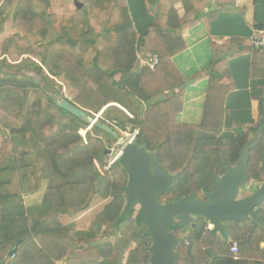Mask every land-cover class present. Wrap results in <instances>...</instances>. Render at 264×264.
I'll list each match as a JSON object with an SVG mask.
<instances>
[{
    "label": "trees",
    "instance_id": "16d2710c",
    "mask_svg": "<svg viewBox=\"0 0 264 264\" xmlns=\"http://www.w3.org/2000/svg\"><path fill=\"white\" fill-rule=\"evenodd\" d=\"M97 1L71 10L69 0H0V36L12 32L0 44V67L32 69L53 87L74 92L64 100L86 114L76 117L57 106L30 79L0 77V264H147L151 239L146 227L139 212L125 214L127 173L119 158L104 169L109 161L105 135L115 137L96 124L86 130L88 117L98 114L97 122L116 134L131 123L138 130L134 142L156 151L164 169L169 159L181 156L177 170L183 173L172 190L186 197L208 189L258 131L256 147L264 146V96L257 99L256 123L237 135L198 134L217 117L208 111L221 107L220 89L207 93L200 125L176 122L188 79L171 59L185 49L180 30L200 21L197 10L204 0H144L154 13L142 31L135 29L126 0ZM79 10L83 20L72 25L71 12ZM91 17L118 22L97 32ZM59 19L64 31L56 32ZM148 52L159 55L153 70L141 64ZM255 54L264 66V49L256 48ZM210 64L209 82L218 87L217 59ZM263 161L264 150L255 161L249 150L250 179L262 176ZM42 184L41 201L26 205L24 194ZM214 234L204 221L194 231L198 261L205 257L202 248L215 244L208 254L217 253L214 264H245L228 262ZM202 235L206 241L200 245L195 239ZM225 250L230 254L228 244Z\"/></svg>",
    "mask_w": 264,
    "mask_h": 264
},
{
    "label": "crops",
    "instance_id": "0c3cea01",
    "mask_svg": "<svg viewBox=\"0 0 264 264\" xmlns=\"http://www.w3.org/2000/svg\"><path fill=\"white\" fill-rule=\"evenodd\" d=\"M126 2L135 29L142 31L151 22L154 12L148 11L144 0ZM175 9L179 17L184 15L180 2L175 4ZM197 11L200 21L193 26L184 25L180 30L185 49L171 59L175 68L188 79L176 121L181 117L183 120L178 123L200 125L207 93L210 90L214 94L220 89L223 108L232 111L235 118L226 117L221 131L227 134L225 132L241 130L242 124L252 127L259 116L257 99L264 96V66L255 54L251 35L256 28L264 30V0H204ZM214 59H217L219 75H222L219 88L216 83L209 82L210 63ZM253 63H256L254 67ZM261 120L263 122V118ZM45 191L46 186L42 184L37 190L26 192L24 202L26 205L39 203ZM210 227L208 229H212ZM205 239L202 235L195 240L202 245ZM259 248L264 249V239L259 242ZM251 260L264 264L262 259L250 258L239 245L237 262L251 263Z\"/></svg>",
    "mask_w": 264,
    "mask_h": 264
},
{
    "label": "water",
    "instance_id": "95a60500",
    "mask_svg": "<svg viewBox=\"0 0 264 264\" xmlns=\"http://www.w3.org/2000/svg\"><path fill=\"white\" fill-rule=\"evenodd\" d=\"M152 2L150 0V3ZM74 5L77 9L83 7V3L78 0H74ZM55 102L57 106L76 117H86L81 108L68 100ZM97 116L98 114L96 118ZM96 118L88 117L89 123L102 127L117 138V134L113 133L111 128L105 124H99ZM259 140L260 133L242 146L239 158L234 165H226L225 172L216 176V190L205 192V197L210 202L202 203L193 197L191 202L181 199L167 204L159 203L157 195L165 193L182 171L168 174L163 170L157 152L150 154L135 142L118 141L119 160L127 173L125 214H129L139 204V217L152 240L147 264H175L177 260L173 250L176 239L172 232L167 231L166 224L184 225L187 222H193L195 218H200L207 227L212 226L211 230L221 239L226 240L228 239L226 221H239L248 217L253 223L260 222L257 207L264 202V162L261 164L262 180L251 179V184H246L250 179L249 149L255 147ZM245 192L250 193L245 195ZM175 217H179L178 222L175 221ZM228 242L231 243V241ZM14 251L15 248L10 254ZM203 264H209L208 260Z\"/></svg>",
    "mask_w": 264,
    "mask_h": 264
},
{
    "label": "rangeland",
    "instance_id": "374dc122",
    "mask_svg": "<svg viewBox=\"0 0 264 264\" xmlns=\"http://www.w3.org/2000/svg\"><path fill=\"white\" fill-rule=\"evenodd\" d=\"M78 1L83 3V7L85 5L95 6L98 2L97 0H78ZM69 6H70L71 10H74V8H76L74 5V0H69ZM56 12L60 15L63 13V10L60 7H57ZM78 20H83V15L81 14L80 10H79V12L78 11L71 12L70 21H71L72 25L75 24ZM116 22H118L116 19L111 20L110 22L106 23L105 18H103V17H91V24L94 26V28L97 32L100 31L103 27H109L112 24H115ZM63 24H64L63 21H61L60 19L57 20L54 24L55 31L61 32V30H63L62 29ZM83 28H84V30H87L88 25L84 24ZM11 33L12 32H8V33H5L4 35L0 36V44L2 43V40L4 39V37L11 35ZM3 76H16L17 78L30 79V80L34 81L39 86V88L43 90V92L46 95L51 96L55 101L64 100V97H67L68 99L71 100L72 97L74 96V92H70V91L66 90L64 87L61 88V86H59V85H56V86L54 85V87H53L48 82H45L42 79V77L37 75L36 72H34L32 69H27V68L22 67V66H20V67H18V66L17 67H15V66L0 67V77H3ZM221 100H222V107L209 109V111H208L209 114H211V113L217 114V117L213 120L214 122L210 123V127H207V126H205V127L200 126L199 127L202 129L200 133L197 132L200 136L210 137V136L217 135L218 137H221L223 135H225V136L227 135L226 137H228V136H233V135H237V134L241 133V132L238 133V131H240L239 128L236 131L225 132L227 134H224V132L221 131V128L223 127V124L227 119L226 117H228L229 119H235V118H233L234 115L232 114V111H228V110L223 108V97ZM182 120L183 119L181 117L177 118L178 122L182 121ZM132 128H133V125L131 123H128L127 128L125 130H121L119 132V134H117V138H115L116 140L111 139L110 137L105 135V138L109 141V147H108V150H106L109 161L105 165L106 167L110 164L111 161L113 162L119 158L118 155H119L120 149L117 147L118 141L129 140L133 135H136L138 130L137 129L132 130ZM250 128L251 127L244 125V124H242L240 126L241 130L250 129ZM208 129H210V130H208ZM206 130H208V131H206ZM209 131H211V132H209ZM84 132L85 131L83 129L80 130L81 134H83ZM261 145H264V144H261ZM260 147L255 146V147L249 149L251 151V159L253 161H255L256 158L261 155V151L264 150V146H260ZM106 159H107V157H106ZM167 162L168 163H166V166H165L167 171L175 172V170H177V168H179V166H181L182 159H181V156H177V159H174L173 161H172V159H169ZM250 166H251V164H250ZM179 171H181V170H179ZM202 175H203V173H201V176ZM256 178H258V180L261 181L263 176H257ZM195 192H199V190H196ZM134 211H135V213L138 211V206H136L134 208ZM201 222H203L202 219H201ZM216 239H217V241H219L218 237ZM238 243L240 245L243 244V247L246 250V252L250 258L264 260V250H261L258 246V243L254 242L253 239L250 241L238 239ZM245 264H258V261L251 260V263H245Z\"/></svg>",
    "mask_w": 264,
    "mask_h": 264
},
{
    "label": "flooded vegetation",
    "instance_id": "af4514ba",
    "mask_svg": "<svg viewBox=\"0 0 264 264\" xmlns=\"http://www.w3.org/2000/svg\"><path fill=\"white\" fill-rule=\"evenodd\" d=\"M258 133L260 132L258 131L257 133H255L252 138L257 136ZM132 142H134V140ZM146 151L150 154L154 153V152H150L147 149ZM236 161L232 163H225L223 171L215 175L214 181L211 183V185H209L208 189L199 190V192H195L189 197L174 194L172 190V186L175 184L179 176L183 173V170L181 169L182 171L181 174L177 177V179L174 182L171 183L169 189L165 192V195L163 197H160L161 194L157 195L158 202L162 204H167L170 202H177L181 199H185L186 201L191 202L193 197L197 198L202 203L210 202V200L207 197H205V192L206 191L214 192L216 190V176L222 175L225 172L226 165H234ZM163 170L167 172L168 174H174V173H177V171L180 172L179 170L175 172H169L167 171L166 168L165 169L163 168ZM250 181L251 179H249L246 184L250 185L251 184ZM252 191H253V185H252ZM249 193L250 192H245L244 194L247 195ZM263 205H264V202L261 203L257 207L258 209L257 215L259 216V219H260L259 223H253L251 219L248 217L244 218L243 220H239V221L229 220L225 222L226 225L228 226V239L223 240L220 237L219 242L221 244V247L220 246L219 247L224 250V255L227 257L228 262H230L231 259L233 260V257L231 253H230L231 255L227 253L225 248H226V245L229 243L228 241H234L235 235H239L241 240H246V241H250L253 239L254 242H257L261 238L264 239V217H263V211H262V207H264ZM136 206H138L137 212H139L140 205L137 204ZM178 220H179V217H175V221L178 222ZM200 223H202L201 219L195 218L193 222H187L184 225L166 224L167 231L172 232L174 235V238L176 239L175 242L173 243V250L175 251V254L177 256V260L175 264H203L206 260H208L209 264H214L213 255H217V253L211 254L210 256H208V254H210L211 252V246L215 244H209L207 247L202 248L201 251L204 253L203 255H205V257H203L201 261H198V259H200L199 255H197L198 252L194 251V246L191 240L194 239L193 233L197 229ZM151 243H152V240H151ZM216 246L218 245L216 244Z\"/></svg>",
    "mask_w": 264,
    "mask_h": 264
},
{
    "label": "built area",
    "instance_id": "2783aa9c",
    "mask_svg": "<svg viewBox=\"0 0 264 264\" xmlns=\"http://www.w3.org/2000/svg\"><path fill=\"white\" fill-rule=\"evenodd\" d=\"M252 44L255 48L258 49H264V30L261 28H256L253 31V34L251 35ZM142 65H146L149 67V69H155V67L159 63V55L156 52H148L147 54L143 55L141 59ZM96 118V116H95ZM92 124L90 123L89 126L86 127V130L90 128ZM84 130V131H86ZM83 137H85V132L82 134ZM135 135H133L128 141H133ZM120 154V152H119ZM119 157V155H118ZM114 162V161H113ZM112 161L110 164L106 167L104 166V169H108L110 165L113 163ZM230 253L232 254V257L234 260L239 259V244L237 241H231L229 246Z\"/></svg>",
    "mask_w": 264,
    "mask_h": 264
}]
</instances>
